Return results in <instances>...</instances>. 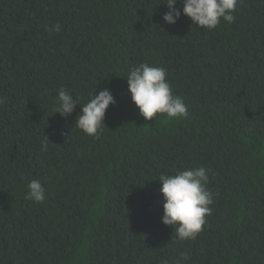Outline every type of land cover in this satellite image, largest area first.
Here are the masks:
<instances>
[{
  "label": "trees",
  "instance_id": "16d2710c",
  "mask_svg": "<svg viewBox=\"0 0 264 264\" xmlns=\"http://www.w3.org/2000/svg\"><path fill=\"white\" fill-rule=\"evenodd\" d=\"M163 2L0 0V264H170L183 251L186 264H264V0L212 30L166 24ZM140 63L167 70L186 117L139 115L125 76ZM61 87L81 105L111 91L99 138L74 127L80 105L53 113ZM200 166L212 211L179 241L158 176ZM33 179L43 203L25 199Z\"/></svg>",
  "mask_w": 264,
  "mask_h": 264
},
{
  "label": "clouds",
  "instance_id": "9594fccd",
  "mask_svg": "<svg viewBox=\"0 0 264 264\" xmlns=\"http://www.w3.org/2000/svg\"><path fill=\"white\" fill-rule=\"evenodd\" d=\"M241 0H164L167 11L162 19L168 25H175L181 15L189 18L194 25L202 29H215L221 22L234 23L236 11ZM179 3L182 7L177 8ZM57 23L47 28L49 35L60 31ZM167 70L164 67L150 66L148 63L129 68L127 75L128 92L131 101L138 109L139 115L151 120L157 114H166L169 119L187 116V105L181 96L174 95L172 86L167 80ZM5 101L0 98V104ZM116 100L108 88L91 95L89 100L81 105L80 97L70 90L61 87L57 90L52 105L53 113H59L67 118L77 105L81 111L77 114L74 127L88 136L99 138L105 124L106 110L115 105ZM48 138L41 141V151L47 152ZM161 184L159 192L163 197V215L161 222L174 229L179 241L194 240L203 230L206 216L211 214L213 193L208 189L209 170L203 166L189 167L176 171L174 174L162 173L158 176ZM26 200L43 203L46 199V189L40 180L33 179L27 183ZM190 254L179 252L171 259L170 264H186Z\"/></svg>",
  "mask_w": 264,
  "mask_h": 264
}]
</instances>
